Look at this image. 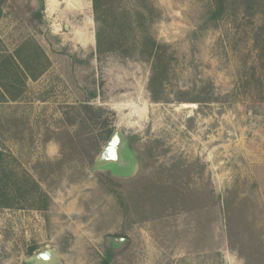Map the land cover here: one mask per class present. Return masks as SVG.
Here are the masks:
<instances>
[{
    "label": "rangeland",
    "instance_id": "rangeland-1",
    "mask_svg": "<svg viewBox=\"0 0 264 264\" xmlns=\"http://www.w3.org/2000/svg\"><path fill=\"white\" fill-rule=\"evenodd\" d=\"M64 1L2 5L0 54L32 40L48 62L0 102V264H264V4L210 22L212 0H155L173 60L154 96L149 63L98 56L92 0ZM117 130L129 179L93 169Z\"/></svg>",
    "mask_w": 264,
    "mask_h": 264
},
{
    "label": "trees",
    "instance_id": "trees-1",
    "mask_svg": "<svg viewBox=\"0 0 264 264\" xmlns=\"http://www.w3.org/2000/svg\"><path fill=\"white\" fill-rule=\"evenodd\" d=\"M122 1L92 0L97 26V54H119L125 58L149 63L152 72L149 89L155 96L157 88L162 86V79L170 73L173 60L169 46L159 42L152 30L153 26L163 19V12L155 0H126V5L122 4ZM257 2L261 4L260 7L264 4V0H247L250 7ZM3 3L4 0H0V18ZM230 3L231 0H212L209 21L218 22L223 19L229 11ZM24 52L30 56L34 53L39 56V60L34 62L23 59ZM46 61L48 62V58L43 49L33 44L32 40L23 42L13 55L0 54V102L20 99L24 93V81L29 78L35 80L43 75L47 70ZM18 71L22 77H18ZM198 99L194 101L197 102ZM154 100L157 101L158 98ZM198 103L202 101L199 99ZM3 158L4 154L0 151V162ZM35 187L40 191L36 183ZM0 196L6 197L3 190H0ZM1 207L11 206L2 204ZM34 251L31 249L29 255H33Z\"/></svg>",
    "mask_w": 264,
    "mask_h": 264
},
{
    "label": "water",
    "instance_id": "water-1",
    "mask_svg": "<svg viewBox=\"0 0 264 264\" xmlns=\"http://www.w3.org/2000/svg\"><path fill=\"white\" fill-rule=\"evenodd\" d=\"M211 133V132H210ZM95 171L109 172L117 179L132 178L138 169L136 152L132 150L128 139L121 130H117L101 155L95 162ZM108 242L114 249H120L128 243L124 237L109 236ZM26 264H61L58 251L47 248L25 260Z\"/></svg>",
    "mask_w": 264,
    "mask_h": 264
},
{
    "label": "bare ground",
    "instance_id": "bare-ground-1",
    "mask_svg": "<svg viewBox=\"0 0 264 264\" xmlns=\"http://www.w3.org/2000/svg\"><path fill=\"white\" fill-rule=\"evenodd\" d=\"M65 1H66V0H65ZM65 1H64V2H65ZM79 1H80V0H70V2H72L74 6H69V7H67V9L65 10V14L68 15L69 12H70V10L79 11V10H80L79 5H78ZM84 24H85V23H84ZM87 24H88V23H87ZM87 26H88V25H87ZM77 28H78V27H77ZM78 30H79V32H80V31H82L83 29L78 28ZM83 32H84V31H83Z\"/></svg>",
    "mask_w": 264,
    "mask_h": 264
}]
</instances>
